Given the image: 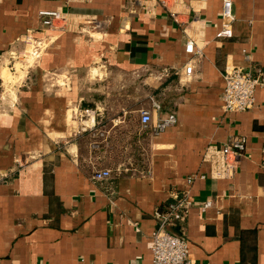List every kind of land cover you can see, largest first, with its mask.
<instances>
[{
  "label": "crops",
  "instance_id": "obj_1",
  "mask_svg": "<svg viewBox=\"0 0 264 264\" xmlns=\"http://www.w3.org/2000/svg\"><path fill=\"white\" fill-rule=\"evenodd\" d=\"M222 7L0 0V264H150L155 213L185 192L192 208L169 229L193 264H264V0H233L230 37ZM52 10L65 19L47 26ZM229 66L258 77L251 109L224 110ZM242 137L213 175L207 149Z\"/></svg>",
  "mask_w": 264,
  "mask_h": 264
},
{
  "label": "built area",
  "instance_id": "obj_2",
  "mask_svg": "<svg viewBox=\"0 0 264 264\" xmlns=\"http://www.w3.org/2000/svg\"><path fill=\"white\" fill-rule=\"evenodd\" d=\"M43 23L47 26H54L56 21H62L63 13L58 10L41 11ZM222 24L219 36L230 37L233 34V0H223L221 12ZM186 50L189 53H197L193 41H188ZM193 65L186 67V73L192 74ZM225 88L222 93L223 108L226 112L245 111L251 109L256 101V90L260 85L257 76L241 67L229 66L224 72ZM157 108H160L159 105ZM143 124H148L152 120L151 113L148 110L141 111ZM177 122L175 113H171L159 119L155 127V133L164 131L167 127ZM246 138L235 139L230 144L222 147H209L205 153V159L208 160L214 170L212 172L216 177H225L234 165V159L242 156L246 150ZM111 175L110 170H98L93 173V179L103 180ZM192 179L189 180L191 182ZM191 201L187 192L177 193L175 202L168 205L164 210H158L155 213L157 229L153 232L149 242V248L152 253L150 264H193L190 257V248L187 239L169 229L176 222L184 221L189 213ZM211 206L208 201L204 208Z\"/></svg>",
  "mask_w": 264,
  "mask_h": 264
},
{
  "label": "water",
  "instance_id": "obj_3",
  "mask_svg": "<svg viewBox=\"0 0 264 264\" xmlns=\"http://www.w3.org/2000/svg\"><path fill=\"white\" fill-rule=\"evenodd\" d=\"M170 230H172L173 232L177 233V234H180L181 235V232L180 231H177L175 228H170Z\"/></svg>",
  "mask_w": 264,
  "mask_h": 264
},
{
  "label": "trees",
  "instance_id": "obj_4",
  "mask_svg": "<svg viewBox=\"0 0 264 264\" xmlns=\"http://www.w3.org/2000/svg\"><path fill=\"white\" fill-rule=\"evenodd\" d=\"M174 202H175V199H173V200L171 201V203H174ZM171 203H170V204H171Z\"/></svg>",
  "mask_w": 264,
  "mask_h": 264
}]
</instances>
